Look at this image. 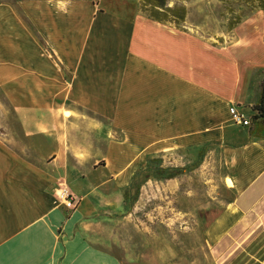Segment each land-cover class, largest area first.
<instances>
[{
    "label": "crops",
    "instance_id": "0c3cea01",
    "mask_svg": "<svg viewBox=\"0 0 264 264\" xmlns=\"http://www.w3.org/2000/svg\"><path fill=\"white\" fill-rule=\"evenodd\" d=\"M176 2L186 7L185 32L114 14L126 11L123 0L0 2V93L17 125L0 132V264H123L93 244L99 225L125 212L147 158L206 144L224 156L233 194L204 229L215 264H264V130L251 120L264 9ZM208 21L215 35L200 34ZM232 107L250 126L230 122ZM80 109L118 128L100 165L70 147ZM60 185L74 210L57 205Z\"/></svg>",
    "mask_w": 264,
    "mask_h": 264
},
{
    "label": "rangeland",
    "instance_id": "374dc122",
    "mask_svg": "<svg viewBox=\"0 0 264 264\" xmlns=\"http://www.w3.org/2000/svg\"><path fill=\"white\" fill-rule=\"evenodd\" d=\"M4 1L18 0H0ZM89 1L107 7L105 4L113 6L122 0ZM123 3L126 11H113L114 14L129 19L142 17L135 0H123ZM214 3L226 9H232L236 4L261 6L255 0H214ZM97 10L103 9L99 6ZM193 14L191 11V16ZM206 24L205 33L200 34L215 35L218 32L215 24L210 21ZM230 29L231 24L226 27V32ZM77 112L75 123L70 126V147L81 157L86 153V158L100 165L107 143L120 142L118 128L81 109ZM13 119L12 111L0 93L2 134L7 131V123L17 128ZM144 165L145 169L134 176L124 193L125 212L115 217V221L99 225L98 237L93 244L115 254L123 264H215L204 229L233 198L231 188H228L231 184L226 183L231 173L224 156L215 146L206 144L149 157ZM258 225L260 229L264 228V224ZM261 238H264L263 233L257 239ZM234 255L228 258L229 262ZM259 256L263 260L264 251Z\"/></svg>",
    "mask_w": 264,
    "mask_h": 264
},
{
    "label": "trees",
    "instance_id": "16d2710c",
    "mask_svg": "<svg viewBox=\"0 0 264 264\" xmlns=\"http://www.w3.org/2000/svg\"><path fill=\"white\" fill-rule=\"evenodd\" d=\"M225 1V0H220ZM261 3L264 9V0H255ZM172 3V6L170 5ZM139 13L147 19L161 25H167L179 32H185L183 24L187 15L186 7L176 2V0H139ZM254 115L251 120L258 122L259 131L264 130V78L260 85V96L257 104L252 108ZM250 126V125H249ZM259 137L260 135L255 134Z\"/></svg>",
    "mask_w": 264,
    "mask_h": 264
},
{
    "label": "built area",
    "instance_id": "2783aa9c",
    "mask_svg": "<svg viewBox=\"0 0 264 264\" xmlns=\"http://www.w3.org/2000/svg\"><path fill=\"white\" fill-rule=\"evenodd\" d=\"M230 122L236 126L247 127L250 122L245 119V117L238 113L235 108L229 109ZM55 200L58 206L63 207L66 210H74L77 204L75 197L71 194L67 186L60 185L59 188L54 193Z\"/></svg>",
    "mask_w": 264,
    "mask_h": 264
},
{
    "label": "bare ground",
    "instance_id": "6f19581e",
    "mask_svg": "<svg viewBox=\"0 0 264 264\" xmlns=\"http://www.w3.org/2000/svg\"><path fill=\"white\" fill-rule=\"evenodd\" d=\"M226 183L229 185V182L228 181H226Z\"/></svg>",
    "mask_w": 264,
    "mask_h": 264
}]
</instances>
